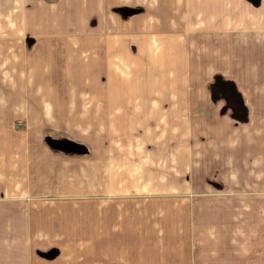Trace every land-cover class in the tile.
Instances as JSON below:
<instances>
[{"label":"crops","instance_id":"obj_1","mask_svg":"<svg viewBox=\"0 0 264 264\" xmlns=\"http://www.w3.org/2000/svg\"><path fill=\"white\" fill-rule=\"evenodd\" d=\"M6 1L8 10L11 2V8L15 7V0ZM20 1L19 7L29 5ZM120 1L128 6L142 5V0ZM184 1L189 7L191 0ZM202 7L210 8L208 4ZM246 8L247 73L255 82V63L262 60L264 88V0H247ZM145 12L128 18L119 14L118 33H107L106 13V65L113 58L108 53L112 42L123 49L124 41H133L129 46L137 48V37L144 30L141 25L131 26ZM209 14L207 11L205 23L211 19ZM27 23L24 17L17 20L9 15L0 22L3 100L8 104L10 100H86L88 93L78 89L91 83L88 74L93 71L88 66H76L83 76L77 78L74 97L72 92L65 97L54 93V85H50L51 92L32 96V81L37 80L33 74L48 70L46 58L56 48L69 46L84 52L90 48L81 42L102 38L67 34L66 40L75 43L62 45L58 43L65 40L61 34H46L49 38L32 49L31 35L25 32ZM183 40L190 51L194 38ZM217 42L219 50L203 51L210 59L206 62L213 61L210 57H222ZM34 52H40L39 56ZM33 57L39 61L35 65H31ZM113 68L106 67V76L116 73L118 68ZM201 75L204 102L199 114L209 125L200 130L198 135L204 140L200 139L196 150L184 152L183 176L178 175L176 181L172 177L167 192L147 191L150 184L141 179V165H127L133 160L119 155L123 147L107 140V108L105 122L100 118L96 124L90 123L88 115L84 134H76L74 129L78 114H66L71 130L63 136L81 143L87 153L32 144L29 136L24 140L25 134L22 140L18 135L14 144V131L1 130L0 264H264V111L261 117L254 100H232L229 91L227 96L212 97V86L228 81L215 64L203 67ZM38 78L40 84L41 76ZM107 84V80L105 85L98 83L100 97L88 95L87 99H104L110 104L107 100L112 93ZM47 89L45 85L43 90ZM195 132L191 131L190 137L196 136ZM80 136L86 138L78 139ZM96 137L103 140L93 141Z\"/></svg>","mask_w":264,"mask_h":264},{"label":"rangeland","instance_id":"obj_2","mask_svg":"<svg viewBox=\"0 0 264 264\" xmlns=\"http://www.w3.org/2000/svg\"><path fill=\"white\" fill-rule=\"evenodd\" d=\"M197 1L191 0L187 7L184 0H142L141 6L134 7L120 0H24V4L29 5L22 8L19 4L23 2L15 0V7L11 8V2L8 10L7 1L0 0V22L5 21L8 15L17 20L24 17L28 22L25 32L31 35L29 42L32 49L42 39L49 38L48 35L55 37L61 34L64 39L67 34L76 33L102 38L81 42L90 48L84 52L69 46L56 48V52L46 58L45 67L48 70L41 74L32 72L37 79L32 81V96L38 92H51L50 85H54V93L65 97L72 92L74 97L77 78L83 76L80 70L77 72L76 66H79L78 69L88 66L93 71V74H88L90 85L78 91L84 90L90 96L100 97L102 90L97 85H105L107 80L112 93L107 105L104 99L88 100V95H84L86 100H10L12 103L8 104L7 100H3L0 89V131L13 130L16 134L14 144H17L19 136L22 140L24 134V140L29 136L32 144H46L45 135L72 140L63 136L71 130L70 121H66L67 113L78 114L76 121L73 117L72 123L74 125L75 121L78 125L74 128L76 134H84L81 132H84L88 115L92 120L90 123L96 124L100 118L105 122L107 108V140L110 144L123 147L119 155L134 162L130 161L127 165H141L139 172L143 173L140 178L150 184L147 191H170L168 181L172 177L176 181L178 175L183 176L184 152L196 150L200 139L204 140L198 135L200 130L209 125L203 114H199L204 102V91L200 87L203 67L215 64L228 78L224 84L219 82L212 86V97L227 96L229 91L233 94L232 100H254L261 117L264 111L262 60L255 63V82L250 79L246 68L247 0ZM206 4L209 10L202 7ZM145 10L139 22L131 26L141 25L140 30H144L137 37V48L129 46L134 44L133 41H124L123 49L112 42L108 53L113 58L106 65V13H109L107 33H118L119 14L128 18ZM207 11L211 19L205 23ZM112 13H116L114 19ZM216 21L218 24H215ZM186 36L189 40L194 38L190 51L183 40ZM66 39L58 43H75ZM215 40L220 43L217 42V47L221 49L222 57H210L214 62H206L210 59H206L203 51L209 54L219 50ZM40 52H34L35 56H39ZM76 59H79L78 62ZM38 62L36 57L31 59V65ZM109 65L113 70L116 66L118 71L106 76ZM45 85L47 90H43ZM70 85L74 89L69 88ZM43 112L46 116L42 115ZM193 130L196 136L190 137ZM85 138L80 136L78 139ZM95 140L102 141L103 138H93Z\"/></svg>","mask_w":264,"mask_h":264},{"label":"trees","instance_id":"obj_3","mask_svg":"<svg viewBox=\"0 0 264 264\" xmlns=\"http://www.w3.org/2000/svg\"><path fill=\"white\" fill-rule=\"evenodd\" d=\"M44 139L49 146H52L53 148H56L58 150H67L75 153H87V149L85 152L82 151L84 146L81 143L75 142L73 140L65 138H54L49 135H45Z\"/></svg>","mask_w":264,"mask_h":264}]
</instances>
